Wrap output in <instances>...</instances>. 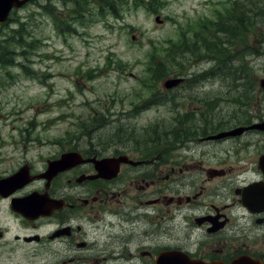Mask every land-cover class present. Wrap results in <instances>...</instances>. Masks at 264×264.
<instances>
[{
	"label": "flooded vegetation",
	"instance_id": "af4514ba",
	"mask_svg": "<svg viewBox=\"0 0 264 264\" xmlns=\"http://www.w3.org/2000/svg\"><path fill=\"white\" fill-rule=\"evenodd\" d=\"M190 80L183 104L129 109L145 115L133 129L145 139L19 158L0 143V264H264V131L211 138L264 117Z\"/></svg>",
	"mask_w": 264,
	"mask_h": 264
},
{
	"label": "rangeland",
	"instance_id": "374dc122",
	"mask_svg": "<svg viewBox=\"0 0 264 264\" xmlns=\"http://www.w3.org/2000/svg\"><path fill=\"white\" fill-rule=\"evenodd\" d=\"M72 1L32 0L12 11L0 26L4 47V42L16 35L12 31L22 36L15 38L22 44L16 41L0 56V143L9 152L15 147L17 158L25 157L26 152L31 157H47L63 146H109L111 132L121 134L117 131L123 126L124 133L132 137L133 129L146 125V118L131 116L128 111L147 99L161 97L165 78L153 83L148 70L159 58H166L170 42L179 45L184 31L189 37L186 41L200 47L201 38L192 39L201 25L211 26L218 17L229 16L233 3L252 2L264 11V0H158L151 8L152 1L142 0L138 6L132 1L119 3L115 10L105 9L106 13L91 5L78 18ZM152 9L156 12L149 11ZM260 29L264 31L262 26ZM247 39L253 51L245 61L257 79L258 99L252 107L264 117V90L258 83L264 78V35ZM196 53L190 57L187 50L174 56L167 70L180 76H170H184L187 81L167 98L180 99L183 104L190 94L188 69L192 74H205L214 67ZM233 63L239 66L240 61ZM230 82H236L232 76L208 77L199 89L210 96L231 98ZM222 108L229 110L232 105ZM149 116L152 119L154 114ZM173 116L164 119L168 122ZM115 120L119 121L113 123Z\"/></svg>",
	"mask_w": 264,
	"mask_h": 264
},
{
	"label": "trees",
	"instance_id": "16d2710c",
	"mask_svg": "<svg viewBox=\"0 0 264 264\" xmlns=\"http://www.w3.org/2000/svg\"><path fill=\"white\" fill-rule=\"evenodd\" d=\"M126 1L129 0H73L72 8L74 14H76L78 18H81L80 15L88 12L86 9L91 5L101 8V12H103L105 8L115 10L119 3L123 4V2ZM134 1L135 5L138 6L141 4L139 1L142 0ZM150 1L152 2L149 3L148 8H151V5L159 3L158 0ZM249 3L253 4L252 2ZM251 4L234 3L232 4L229 16H225L223 20L218 17L217 23L211 26H207V23H203L200 28L201 31H199L192 39L200 40L201 38L200 47H198L197 43L189 44L186 41V38L189 37H187L186 32L182 31L180 38L182 41L180 44L176 45L174 43L177 42H170V46L172 45V47L168 48L165 56L166 58H159L158 62L153 63V65L149 67L148 73H152L151 78L153 79V83H158L164 78L171 77L170 75L180 76L177 72L167 70V67L172 65L171 62L175 60V55L184 54L188 50V53L191 54L190 57H195L197 55L196 52L199 51V58L214 63L213 70L209 74H205L207 75L206 77L215 76L223 78L227 75L224 69H231V71L235 70L234 74L231 73L229 75H233L234 81L238 80L240 86L232 89L233 96L230 98L231 100H235L238 103V106L242 104L245 105L246 103L242 102L244 100H256V94H254L256 90V80L253 78V75H251V70L248 69L249 64L245 61V57L251 55L253 51V48L250 51L251 45L247 38H261V36L264 35V31L260 29L261 26L264 28V11H262L260 7H253ZM262 13L263 19H260ZM207 27L209 30L206 29ZM12 32L13 34L16 33V35H11L13 37L4 42L6 45L5 47L0 43V47H3L1 48L3 51L0 53V56H2L5 50L16 41L22 44L21 39L15 40L16 37L22 38V36L17 35L18 31ZM233 61H240L239 66H236ZM208 98L211 99V96ZM250 104L251 103H248L247 105ZM183 129L186 130V128ZM123 134H125L124 130L122 135L116 133L112 138L117 143H122L123 145L129 139L126 134Z\"/></svg>",
	"mask_w": 264,
	"mask_h": 264
},
{
	"label": "water",
	"instance_id": "95a60500",
	"mask_svg": "<svg viewBox=\"0 0 264 264\" xmlns=\"http://www.w3.org/2000/svg\"><path fill=\"white\" fill-rule=\"evenodd\" d=\"M28 1H30V0H24V1L0 0V23H5L7 21L9 13H10V11L13 8H20L21 6H23ZM157 21H158V19H157ZM182 82H183V79H169V80H166L164 82V87L166 89H172L174 87H177ZM261 85H262V87H264V80H261ZM250 129H259V130H263L264 131V123L255 124ZM238 131H240V130H238ZM226 135L228 136L229 134H222V135H219L218 137H215V138L225 137ZM65 162L66 161L63 159L61 161L52 163L50 165V168H49V171H50L51 175H54V173H57L58 171H61V170L65 169V166H63ZM105 171L106 172H110V169H106ZM113 175L114 174H110L109 177H112ZM19 177H20V175H16L14 177V179H16V178L19 179ZM173 258L176 259V264H193V263H188V261H186L184 259L185 257L177 256V257H173Z\"/></svg>",
	"mask_w": 264,
	"mask_h": 264
}]
</instances>
